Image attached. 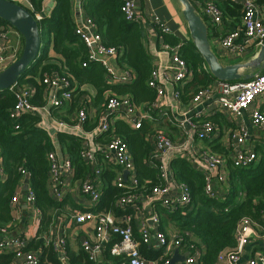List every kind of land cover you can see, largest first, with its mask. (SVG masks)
<instances>
[{
  "label": "built area",
  "instance_id": "obj_1",
  "mask_svg": "<svg viewBox=\"0 0 264 264\" xmlns=\"http://www.w3.org/2000/svg\"><path fill=\"white\" fill-rule=\"evenodd\" d=\"M26 1L29 3L28 0ZM122 1L121 12L124 18L129 22H140L142 19L140 0ZM190 1L198 13L209 21L211 26L216 27L224 22L223 11L215 3L206 0ZM231 1L241 5L243 14L240 26L221 38V46L228 51L238 48L242 50L261 48L264 44V5L259 4L258 0ZM29 8L33 9L31 4ZM78 16L76 34L80 36L89 50L88 62L101 64L106 71L107 79L109 81L115 80V73L109 66V60L118 56L117 49L106 47L103 44L96 25L90 17L82 16L80 9ZM35 18L37 21L44 19L42 14H36ZM20 39L21 35L11 26H0V73L19 59L22 52ZM162 49L169 54V64L165 67L152 69L149 87L155 90L157 99L147 109V112L135 106L129 97L119 98L115 96L109 97L98 110L91 111V102L86 95L76 92L77 87L72 84L69 78L53 73L45 74L41 82L39 80V84L43 86L41 101L44 104L42 105L38 103L40 100H38L37 90L32 84H16L10 89L16 99V105L10 111L11 117L19 120L25 115L34 116L39 119L38 126L40 127L42 124L45 126L46 122L43 116H47L55 124L53 135L69 131L72 135L83 138L86 134L85 125L91 114L99 116V123L89 134L104 136L110 132L112 124L115 122L113 117L122 112L127 122L135 130H140L144 123L152 121L153 114L159 111L157 108L164 102L167 85L186 84L193 78L186 62L180 55L178 45L173 46L164 42ZM205 69L207 70V68ZM124 81L133 83L134 77L129 73ZM218 83L221 92L219 98H214L215 88L210 86L197 93L191 100L189 112L184 114L185 118L181 123L182 129L186 130L185 135L187 129H191L195 131L199 141L210 142L215 139L218 128L208 117L220 110L234 116H241L243 112L249 111L252 126L264 133V113L253 108L255 102L264 97V70L250 81ZM175 98L180 99L179 90L176 91ZM74 102L78 105L71 122L55 119V113H59L62 108ZM50 131L52 130H48V132ZM249 136V131L244 126L234 129L228 138L229 154L227 156L216 153L209 148L192 150V163L197 170L206 176V193L209 196L220 197V194L215 190V184L216 182L226 183L229 162L234 167H247L258 160L256 150L247 145ZM150 142L151 151L147 164L157 169L158 178L162 185L154 187L147 195L135 193L140 183L126 140L113 136L105 142L96 144L93 149L88 148L87 143H84L80 156L86 165L93 166L98 157H101L108 166L121 170V175L116 179L115 184L124 191V195L117 200L116 205L121 210L130 212L124 215L120 220L121 222L116 221L115 217L110 214L88 212L77 213L74 216V222L77 225L95 223L96 242H89L88 240L82 242V248L89 256L92 264H97L98 256L106 244H111L110 254L113 257L121 258L119 264H169L176 250H186L190 253L179 264H202V258L205 255L204 246L191 243V234H187L188 239L179 233L167 236L159 230L157 226L159 219L153 213L154 206L158 204L167 210H174L178 207L187 208L190 204L188 188L175 179L169 163L174 153L185 150L186 143L185 141H174L168 133L162 130L157 131L150 138ZM259 143H262L264 148V139ZM47 160L49 162L48 191L53 199L60 200L68 192L70 181L74 178V165L70 158L62 159L54 151L48 153ZM20 172L22 175L20 188L24 190V200L28 206L35 208V194L30 187L31 174L23 168L20 169ZM124 172H128L126 180L124 179ZM6 178V172L0 158V184ZM80 193L88 200L91 207H96L99 204L102 198L101 168H93L92 170L91 167L86 178L80 182ZM21 199L18 193L12 198L11 207L13 211L18 208ZM146 202H149L153 212L150 213L142 208V204L145 205ZM133 212L140 214L137 227L139 234L135 233L132 225V221H134ZM149 221L153 222L154 228L149 226ZM9 234L10 230L0 227V254L14 253L11 264H39L40 253L25 250L29 243L21 238H11ZM236 239V249L221 254L220 262L238 264L246 247L251 242L264 239V234L262 228L250 218H243L238 225ZM53 244L55 251L60 254L59 258L65 261V241H56ZM142 246L153 252H161V254L158 258L148 259L141 250ZM248 264H264V251L255 254Z\"/></svg>",
  "mask_w": 264,
  "mask_h": 264
},
{
  "label": "trees",
  "instance_id": "obj_2",
  "mask_svg": "<svg viewBox=\"0 0 264 264\" xmlns=\"http://www.w3.org/2000/svg\"><path fill=\"white\" fill-rule=\"evenodd\" d=\"M29 1L33 9L21 6L29 10L34 17L43 13L45 0ZM83 1L84 9L96 25L103 44L117 49L120 64L129 67L134 82L113 87L106 83L105 69L97 62H88L89 50L76 34L72 0H56L50 16L38 21L42 40L40 53L18 84L36 86L40 100L38 103L42 105L43 86L39 84V80L41 82L45 74L56 73L69 78L73 85L76 84L78 86L76 92L86 85L92 86L97 92V103L106 91L113 90L118 95H129L134 105L151 106L157 95L155 90L149 87L153 59L144 46L143 26L124 18L121 12L122 0ZM258 3L264 5V0H258ZM216 5L223 11L224 21L227 18L241 19L243 12L240 4L227 0ZM203 19L206 21L205 17ZM0 26L10 24L0 19ZM163 38L166 43L173 46L180 41L170 35H164ZM21 39L23 47L22 36ZM51 46L55 53L54 57L49 54ZM180 55L193 75L192 80L179 89L183 103L188 105L197 93L209 88L218 80L210 74L192 41L181 47ZM15 105L16 99L10 90L0 92V158L7 176L0 184V227L11 230L10 226L14 219L11 201L18 193L22 178L20 169L23 168L31 174L30 187L35 194V205L42 213L36 240L29 243L25 250L39 249L41 254L39 264H62L52 244L45 246L43 240H37L49 231L53 222V212L62 207V203L55 202L48 191L47 155L60 146L62 152L67 153L75 164L78 170L77 177H83L88 168L81 160V144L65 134L58 135L56 141L52 140L47 133L38 128V118L34 116L25 115L19 120L13 119L10 111ZM157 120H160L159 117ZM166 126L170 124H162V127ZM151 128L146 124L140 130H133L125 124H119L116 133L127 141L133 153L140 183L139 188L135 190L138 195H147L154 187L162 185L157 169L145 166L147 160L145 158L149 157L151 151L147 143ZM109 136L107 140L113 137ZM256 152L258 160L253 165L234 167L229 162L226 183L215 184V190H222V195L215 198L206 193V176L196 171L188 161L179 158L172 164L175 179L189 190L190 204L187 208L178 207L174 210L164 209L158 204L154 209L161 218L162 231L165 232L172 224L184 238L188 239L187 234H191V243L205 246L202 264H217L221 254L236 249V232L243 218H250L262 228L264 234V148L257 146ZM105 174L106 181L97 210H113L118 216L130 213L116 205L124 191L113 186L115 173L110 170ZM141 250L146 253L148 259L158 258L161 254L144 246ZM13 258L12 252L0 254V264H11ZM69 264L92 263L84 254H73L70 255Z\"/></svg>",
  "mask_w": 264,
  "mask_h": 264
},
{
  "label": "crops",
  "instance_id": "obj_3",
  "mask_svg": "<svg viewBox=\"0 0 264 264\" xmlns=\"http://www.w3.org/2000/svg\"><path fill=\"white\" fill-rule=\"evenodd\" d=\"M10 1H13L20 5H24L28 8L31 4L29 0L28 1L30 4L26 0H10ZM206 1L212 2L215 4H222L223 1H227V0H206ZM175 3H178L177 4L178 6ZM72 4H73V12H74V21L77 24V22L79 21V16H78L79 9L82 12V16H88V14L86 13L84 9L83 0H72ZM55 5H56V0H45L44 1V6H43L44 11L42 13L43 18H47L50 16ZM140 9L142 13V19L140 22H137V23L143 26L142 27L144 31L143 42H144V46L146 47V49H148V51L152 55L153 68L154 67H165L169 64V54L164 52L162 49V44L165 42L163 38L164 35H170L172 37L178 38L180 41L177 43V45L180 47V50H181V47L186 44V42H191L188 26L182 16V6L180 5L179 2L175 0H140ZM240 20L241 19H238V17L237 18H227L221 25L216 26V27L211 26L208 20L205 21L209 29V39H210V43L212 46V50L217 55L221 64L224 66L245 63L251 60L252 57H254L260 50V48H250L247 50H242L241 48H238L233 51H228L221 46L220 44L221 38H223L228 33L235 30L237 27H239ZM165 31L167 33H164ZM160 34H162L163 36H160ZM49 54L52 57L55 56L52 46L50 47ZM109 66L113 69L116 79L115 80L111 79L109 81L106 75L105 80L108 85L113 87V86L132 84V83H126L124 81V78H126V76H128V74L131 71L129 67L123 66L122 64H120L118 57L110 59ZM259 73L260 72H257V74ZM218 82L219 81H214L211 84V86L215 88L214 98L216 99L219 98L221 94ZM184 85L185 84L167 85L166 96L164 97V100H163L164 102L161 103V105H159V107L157 108L159 111H156L155 114H153L152 121H148L144 123V125L147 124L150 127H152L151 134L147 136V143L148 145H150V147H151L150 138H152V136L159 130H162L168 133L169 136L176 142L185 141L186 143L185 150L174 153L169 161L172 172H173V168H172L173 162L176 159L182 158L188 161L189 164L196 171L202 173L200 170H197L194 167V163H192L193 161L192 160L193 159L192 150L193 149L202 150L204 148H209L216 153L227 156L229 154L228 138L230 137L231 132L240 126L246 127L249 131L250 139L247 141V145L249 148H253L254 150H256L257 146L262 147L263 144L259 142L263 141L264 133L260 132L259 130H257L256 128L252 126L249 111L243 112L241 116H234V115H231L221 110L217 111L213 115L212 114L209 115L208 119L212 120L213 123L216 124L218 128V132L217 134H215V137H214L215 139H213L210 142L199 141L197 139L195 131L191 129L190 130L187 129V134L185 135L186 130L182 129L181 123L185 118L184 114L189 112V107H190L191 102L188 105H185L181 97L180 99L175 98L176 91L179 90ZM75 86L78 87L76 84ZM79 92L81 93V95H86V97L90 100L91 102L90 110L91 111H95L101 108L102 105L106 102V100L109 97H112V96L119 97V98L129 97V95H118V94H115L113 90H109L103 94L101 100L99 101V103H97V92L92 86L86 85L84 87H81V89H79ZM76 102L62 108V110L59 113H55V116H54L55 119L71 122V118L73 114L75 113L74 111L76 110V107L78 105ZM211 105H212V102H211ZM263 105H264V97L259 98L253 105V108H256L262 111ZM135 106L139 107L140 109L146 112H147V109L150 107L147 104L135 105ZM73 107L75 108L74 110H73ZM158 117L160 120H162V122H160V120H157ZM43 119L46 122L45 126H43V124L40 127L38 126V124L37 126L41 130H43L45 133H47V135L52 140L56 141V137L61 134L68 135L71 138H74L77 141H79V143L81 144V150L84 147V143H87L88 148L93 149L96 147V144L101 143L102 141L104 142L107 141V136L109 135H110L109 137H112V136L120 137L118 134H116L119 124H125L129 128L135 130L133 126L127 122V119L125 118L122 112L113 117V119H115V122L112 124V128L110 132L104 136L102 135L97 136L96 134H91V135L89 134V132L93 131V128L97 126V124L99 123L98 122L99 116L97 114H91L87 124L85 125L86 134L84 135L83 138H78L72 135L71 132L69 131L59 132L53 135L52 132H55L54 130L55 124L53 120L47 116H43ZM38 123H39V119H38ZM164 123L170 124V126L162 127V124ZM48 130H52V131L48 132ZM97 138H100V139H97ZM259 139L261 140L259 141ZM56 148L57 149L54 152H56L59 157H61L62 159L64 158L71 159V157L67 153L62 152L60 146L59 147L57 146ZM129 151L134 160V156H133V153L130 147H129ZM145 159L148 160V157H146ZM147 160L145 161V166L152 168L151 166L147 164ZM73 165L75 169V174H74V178H72L70 181L68 192L60 200H55L51 197L55 202L62 203V207L56 209L53 212V222L51 223L49 231L43 237L37 238L38 241L43 240V245L45 246L49 244H52L54 246L53 243L56 241H61V240L65 241V256H64L65 261H62L59 258L60 254L56 252L57 257L61 261L62 264H69L70 255H73V254L75 255L84 254L89 259V256L86 254V252L82 248V242H84L85 240H88L89 242H96L95 223L90 222L84 225H77L74 222V216L77 213L93 212L95 214H110L113 217H115L116 221L118 222H121L120 220L124 217L123 214L118 216L113 210L99 211L97 210V206L91 207L88 200L80 193V182L86 178L89 171L91 170V167H92V170L93 168L102 169V194H103L104 184L106 181L105 176L107 175L105 173H107L110 170L115 173V177L113 178L112 184L113 186L117 187V185L115 184V181L121 175V170L116 167L108 166L107 163L101 157H98L96 164H94L91 167L84 163V165L87 166L88 168L87 173H85L83 177H77L78 170H76L74 163ZM137 175H138V170H137ZM20 183H19L18 194H20L22 199L20 200V203L18 204V208L15 211H13L12 209L14 219L10 226L11 230H10L9 237L21 238V239L26 240L28 243H32L34 240H36L37 233H38L40 223L42 220V213L36 205H35V208H32L26 204L24 200V196H23L24 190L20 188ZM217 192L218 194H220V196L222 195V191L217 190ZM142 208H144L150 213L153 212L152 211L153 209L152 210L150 209L151 206L149 205V202H146L145 205L142 204ZM153 213L156 214L159 219V223L157 226L159 230H161V218L158 214V211L154 209ZM132 215L134 216V221H132V225L135 230V233H138L137 227L139 224L140 214L139 213L136 214L133 212ZM152 228H154V226ZM164 233L167 236H170L172 234H176L179 232L176 231L175 228H173L172 224H170ZM136 236L138 237V235ZM111 247H112L111 244H106L103 246L104 250H102V253L98 256L97 264H119V262L121 261V258L113 257L110 254ZM32 251H37L40 253L39 249L38 250L32 249ZM263 251H264V239H259L254 242H251L246 247V250L242 254L241 259L238 264H248V262L255 256V254L261 253ZM179 253L180 255L185 256V257L188 256V254H190L189 251H186V250H180ZM143 254L145 255L146 253H143ZM40 258H41V254H40ZM217 264H228V263L219 261Z\"/></svg>",
  "mask_w": 264,
  "mask_h": 264
},
{
  "label": "water",
  "instance_id": "obj_4",
  "mask_svg": "<svg viewBox=\"0 0 264 264\" xmlns=\"http://www.w3.org/2000/svg\"><path fill=\"white\" fill-rule=\"evenodd\" d=\"M175 1L182 6V16L188 26L192 44L205 61L210 74L219 82L250 81L257 72L264 70V44L251 60L234 65H222L212 50L208 26L196 7L190 0ZM0 19L9 23L24 39L19 59L0 73V92H3L18 84L37 60L42 40L39 22L25 7L10 0H0ZM127 177L128 172H124V179ZM148 224L153 227V222L149 221ZM185 258L176 250L169 264H179Z\"/></svg>",
  "mask_w": 264,
  "mask_h": 264
},
{
  "label": "rangeland",
  "instance_id": "obj_5",
  "mask_svg": "<svg viewBox=\"0 0 264 264\" xmlns=\"http://www.w3.org/2000/svg\"><path fill=\"white\" fill-rule=\"evenodd\" d=\"M176 5L178 4V3H175ZM178 6V5H177ZM20 44H21V47H22V39H20ZM23 48V47H22ZM253 58V57H252ZM220 191H222V190H220Z\"/></svg>",
  "mask_w": 264,
  "mask_h": 264
}]
</instances>
